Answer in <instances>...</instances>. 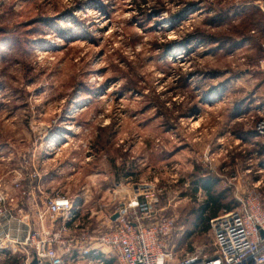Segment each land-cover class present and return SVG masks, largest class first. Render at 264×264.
<instances>
[{"label": "rangeland", "instance_id": "obj_1", "mask_svg": "<svg viewBox=\"0 0 264 264\" xmlns=\"http://www.w3.org/2000/svg\"><path fill=\"white\" fill-rule=\"evenodd\" d=\"M146 1L0 0V152L7 142L15 162L65 174L75 163L90 199L155 177L158 214L176 220L167 248L177 259L212 254L206 192L190 179L207 174L202 153L220 154L209 174L220 203L234 208L257 179L264 202L261 160L234 135L251 133L235 104L264 88V0ZM174 147L192 151L178 160L189 167L166 169ZM79 223L103 229L96 216Z\"/></svg>", "mask_w": 264, "mask_h": 264}, {"label": "built area", "instance_id": "obj_2", "mask_svg": "<svg viewBox=\"0 0 264 264\" xmlns=\"http://www.w3.org/2000/svg\"><path fill=\"white\" fill-rule=\"evenodd\" d=\"M257 69L264 71V55ZM235 121H244L251 131L248 141L233 133L235 144L250 147L261 160L257 172H264V91L260 100L253 96L235 111ZM3 153L7 156H0V167L7 178L0 177V264H32L34 259L35 264H264V202L253 189L260 179L244 195L234 194V208L210 220L216 243L212 254L192 252L177 259L165 243L176 230V220L158 214L162 191L157 178L138 179L128 186L114 182L107 187V198L92 202L87 195L92 183L79 184L75 163L65 174L44 162L31 163L30 158L15 162L12 151ZM219 155L202 153L207 174L218 175L213 162ZM34 189L42 194L41 200L32 194ZM16 195L24 197L26 207L14 214L10 206ZM94 216L103 228L97 235L79 223Z\"/></svg>", "mask_w": 264, "mask_h": 264}, {"label": "crops", "instance_id": "obj_3", "mask_svg": "<svg viewBox=\"0 0 264 264\" xmlns=\"http://www.w3.org/2000/svg\"><path fill=\"white\" fill-rule=\"evenodd\" d=\"M263 91H264V88H263ZM262 93V94H261ZM260 95H261V97L263 96V92H260ZM244 105H245V101H244V98L242 99V100H240L238 103H236L235 104V109H238V107H244ZM217 133L215 132L214 133V135H216ZM4 144H6L5 146H3L2 147V149L5 151V152H7V150H9V151H12V152H14V146H12L11 144H9V143H4ZM176 148L177 147H174L173 149H172V152H170L169 153V155L167 156V157H170L169 159V164H168V166L166 167V169H168V167H172V166H176V167H182V165L183 166H185V167H189L190 166V163L189 162H185V163H180V161H178V160H180V158H181V156H183V155H181V153H184V156L185 155H192V151L191 152H189V153H187V152H184L182 149L181 150H179V151H176ZM1 149V150H2ZM206 151V150H205ZM158 153H160V151L158 152ZM158 156V155H157ZM160 156V155H159ZM162 157H158L157 159V161H163L162 159H161ZM187 158H189V157H187ZM193 158V157H192ZM86 160V159H85ZM172 160V161H171ZM189 160H191V159H189ZM167 162V163H168ZM182 162V161H181ZM174 164V165H173ZM168 173V172H167ZM89 175V174H88ZM78 176V175H77ZM0 177H4V178H2L3 180L4 179H6L7 177L6 176H3L2 175V170H1V167H0ZM1 179V178H0ZM121 179H123L124 181L125 180H127V179H132V176L130 175V174H125L124 176H122V178ZM78 180V179H77ZM79 181V180H78ZM120 181V180H119ZM119 181H115V182H119ZM80 184V183H79ZM73 185V184H72ZM77 186H78V183H77V185H76V187H75V189L73 190L72 189V186H71V193H72V195L73 194H75L76 193V191H77ZM14 194H16V192L14 191ZM32 194H34V196L38 199V200H41L42 199V194L40 193V191H38V190H36V189H34L33 190V192H32ZM16 197V202L15 203H13L12 204V206H10V208L12 209V211H13V213L14 214H16L17 213V209H19V208H21V207H23V209H25V207H26V204H25V199H24V197H19V195H16L15 196ZM100 200H102L101 198H94L93 199V201L92 202H96V201H100ZM22 209V208H21ZM26 213H28V212H26Z\"/></svg>", "mask_w": 264, "mask_h": 264}, {"label": "trees", "instance_id": "obj_4", "mask_svg": "<svg viewBox=\"0 0 264 264\" xmlns=\"http://www.w3.org/2000/svg\"><path fill=\"white\" fill-rule=\"evenodd\" d=\"M147 3L146 0H142V4ZM211 36V35H210ZM190 38V35L187 36L183 42H188ZM172 43H176V41H172ZM195 176V179H192V177ZM201 176V177H199ZM195 175L191 174L190 179H192V183L194 184V191H197L199 187L205 190L206 192V201L203 206H201L200 213L207 212L209 210V215H207V221L211 218L215 217L218 211L220 210H230L232 207H229L228 205H223L221 202V195H214L213 193V187L215 186V182L212 177L209 174H203V175ZM208 208V209H207ZM207 229V227H206Z\"/></svg>", "mask_w": 264, "mask_h": 264}, {"label": "water", "instance_id": "obj_5", "mask_svg": "<svg viewBox=\"0 0 264 264\" xmlns=\"http://www.w3.org/2000/svg\"><path fill=\"white\" fill-rule=\"evenodd\" d=\"M114 218V217H113ZM32 264H35V259L33 260Z\"/></svg>", "mask_w": 264, "mask_h": 264}]
</instances>
